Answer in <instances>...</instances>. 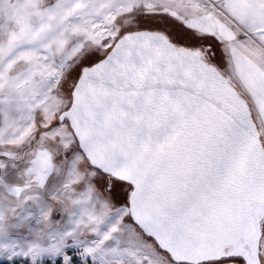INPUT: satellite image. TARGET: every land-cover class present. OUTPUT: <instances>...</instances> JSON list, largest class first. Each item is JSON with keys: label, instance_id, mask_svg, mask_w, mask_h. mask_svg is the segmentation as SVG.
<instances>
[{"label": "snow or ice", "instance_id": "obj_1", "mask_svg": "<svg viewBox=\"0 0 264 264\" xmlns=\"http://www.w3.org/2000/svg\"><path fill=\"white\" fill-rule=\"evenodd\" d=\"M0 264H264V0H0Z\"/></svg>", "mask_w": 264, "mask_h": 264}]
</instances>
